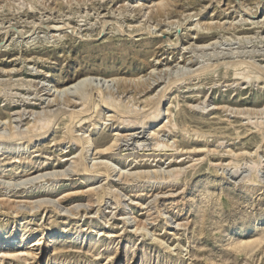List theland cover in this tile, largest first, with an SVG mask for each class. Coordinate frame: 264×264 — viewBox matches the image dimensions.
<instances>
[{"label": "rangeland", "instance_id": "rangeland-1", "mask_svg": "<svg viewBox=\"0 0 264 264\" xmlns=\"http://www.w3.org/2000/svg\"><path fill=\"white\" fill-rule=\"evenodd\" d=\"M164 4L163 11L144 16L132 10L130 0H0V133L17 132L24 138L21 135L30 131L39 113L63 108L54 132L36 147L26 149L10 139L0 146V200L7 202L0 204V224L27 227V240L20 245L30 252L28 260L20 262L2 258L1 252L0 264H142L145 256L146 264H264V243L250 254L231 248L237 240L264 235V188L234 185L245 183L257 166L264 182V139L250 129L264 121V82L247 89L232 71L223 78L225 62L250 59L264 69V56H259L264 55V28L241 34L233 30L237 25L264 24V0H164ZM207 25L223 29L215 28L205 45L194 30ZM218 62L222 66L217 72L196 75ZM184 72L186 78L174 82ZM87 73L114 76L128 84L121 92L117 80L93 78L103 91L86 88L81 94L80 99L90 95V110L69 132V114L85 110L86 98L73 96L78 103L66 105L63 94L62 104H52L54 97L46 87L68 84ZM106 88L115 94H107ZM105 97L119 99L123 108L106 106ZM214 97L221 105L236 100L251 106L257 101L261 108L241 114L233 106L213 110ZM22 99L36 103L37 110L23 106L21 114H12L10 103L22 106ZM192 103L195 109L189 108ZM155 106H160V122L167 127L149 135L144 124ZM206 108L209 112L202 115ZM128 111L142 119L139 128L127 129L135 118ZM95 119L108 125L103 131L106 138L92 135L93 147L85 152L77 139L92 129ZM198 127L204 135L192 134ZM156 144L162 151L154 150ZM107 163L116 171L93 172ZM237 163L244 172L238 179L231 177ZM82 164L88 172L71 171ZM29 167L44 168L37 175H46L22 177ZM63 172L68 176H58ZM177 175L179 181H170ZM51 188L52 195L39 198L49 205L31 209L29 191ZM93 188L113 192L102 198L89 196ZM67 193L78 195L62 199ZM117 193L124 197L126 210ZM22 199L30 201L18 202ZM55 223L61 230L47 236L46 228ZM36 239L41 245L32 246Z\"/></svg>", "mask_w": 264, "mask_h": 264}, {"label": "bare ground", "instance_id": "bare-ground-1", "mask_svg": "<svg viewBox=\"0 0 264 264\" xmlns=\"http://www.w3.org/2000/svg\"><path fill=\"white\" fill-rule=\"evenodd\" d=\"M166 3V2H165ZM168 5V4H167ZM131 8H132V10L133 11H136V12H139V13H143V15L144 16H146L147 15V13H150V14H153V13H159V12H161V11H163L162 9H164L166 6H165V4H164V0H130V5H129ZM165 6V7H164ZM166 20V19H165ZM262 23V22H261ZM235 24H236V22H235ZM209 25V24H208ZM206 26L205 28H203V26L202 27H200V28H196L195 30H194V32L196 33V34H198V36H197V39L200 41V42H202L203 44H205V45H207L206 44V42H207V39H211V36L213 35V34H215V31H213L215 28L216 29H219V28H221V25H219V26H217V27H215V26ZM247 25H250V26H248V27H246L245 25H241V26H235V25H230V26H235L234 27V31L235 32H237L238 34H241V33H249V32H252V31H254V30H256V29H260V28H264V24H262L261 26H260V24L259 23H252V24H247ZM105 27V26H104ZM224 28H225V30H226V27L224 26ZM222 29L223 28H221V31H222ZM228 30L230 29V28H227ZM124 31V30H123ZM149 32V31H148ZM178 35V34H177ZM191 36V35H190ZM213 39V38H212ZM147 46V45H146ZM210 46V45H209ZM50 47V46H49ZM199 47V46H198ZM205 47V46H204ZM207 47V46H206ZM202 48V47H201ZM255 51V50H254ZM189 52V51H188ZM258 52V51H257ZM225 53V52H224ZM256 56V55H255ZM259 56H264V55H259ZM193 57V56H192ZM193 59V58H192ZM253 60V59H252ZM185 61V60H184ZM183 61V62H184ZM200 62V61H199ZM223 62V61H222ZM175 63H176V65L177 64H179V61L177 60V61H175ZM228 64V63H227ZM226 64V62H225V66L223 67V70H224V75H223V78L228 74V72L229 71H232L231 72V76L232 77H234V79H236V80H241V81H243V85L245 86V85H248V87H247V89H249L250 87H252V86H254V84L256 83V82H259V81H261L260 83H263L264 82V69L263 68H258V67H256L255 65H253L252 63H251V61H250V59L248 60V59H243V60H235V61H233L232 63H230V64H228L227 65ZM255 64V63H254ZM152 66L154 67V66H156V64L153 62V64H152ZM222 66V63H220L219 64V62H218V64L216 63V65L214 64V66H209V67H202V69L201 70H199V72H197V76H208V75H210L211 74V72L213 73V72H217V69L219 68V67H221ZM260 66V65H259ZM262 66V65H261ZM185 67H187V66H185ZM184 68V67H183ZM155 69H157V68H155ZM155 69H153L152 70V72L153 71H155ZM180 69V68H179ZM185 69V68H184ZM169 70V69H168ZM254 70H257L256 72L254 71ZM2 71V70H1ZM6 71V70H5ZM163 71V70H162ZM176 71V70H175ZM254 71V72H253ZM9 72V71H8ZM10 72H12V70L10 71ZM151 72V73H152ZM156 73V72H155ZM30 74H32L31 73V71H30ZM160 74V73H159ZM176 74V73H175ZM155 75V74H154ZM180 75H182L181 77L179 76V74H178V76L180 77V78H176V80L174 81V82H179V81H181V80H183L184 79V77L187 75L186 74V72H184V73H182V74H180ZM95 80H99V78L101 79V82H102V79H104L103 81H107V82H111V81H114V80H117V82L119 83V87H120V89H121V92H123V90L122 89H125L126 87H127V84H128V81H126V80H122V79H119V78H117V77H114V76H108V75H104V74H102V73H87V74H85V75H83V76H79V77H77V78H75L74 80H72L73 82H70V83H68V84H64V85H62V86H58L56 83H54L53 85H51V86H47L46 88V90L48 91V95H50V96H53L54 98H52V101H53V103L52 104H54V103H57L56 105H59V104H62V96L61 95H63V96H65V99H64V103H66V105H68V104H71V105H76L78 102L77 101H74V99H73V96H77V98H79L80 99V96H82L81 94H84L86 91L85 90H88V89H86V88H92L93 90L95 89L97 92H102L103 91V88L101 87V86H99V85H95L96 83H93V81H94V79ZM186 78V77H185ZM57 78H55L54 80H56ZM93 80V81H92ZM128 80V79H127ZM133 80H137V79H133ZM96 82V81H95ZM134 82V81H133ZM173 82V83H174ZM98 83V82H97ZM134 84V83H133ZM175 84V83H174ZM107 85V84H106ZM170 85H172V84H170ZM105 86V85H104ZM103 86V87H104ZM136 87V86H135ZM84 88V89H83ZM168 89H170V86H167L166 87V89H165V91H163L164 92V94H162V96H163V99L161 100V103L163 102V100L167 97V94L165 93ZM242 88H237V89H235V90H241ZM91 90V89H90ZM106 90H108L107 88H106ZM54 91V92H53ZM85 91V92H84ZM109 92H107V94H112V95H114L115 93L114 92H112V90L110 91V90H108ZM66 94V95H65ZM88 96V95H87ZM89 97H90V95L88 96V97H86L85 96V98H86V100H85V102L83 103L85 106H86V109L85 110H82L81 112L79 111V112H72V113H70L69 114V119H68V122H69V125H67L68 123L66 122V128L68 129V131L69 132H73L74 131V129L76 128V125H78V124H80V123H82V121H83V118H82V114L84 113V112H88L89 110H90V101H89ZM110 97H112V96H110ZM83 98H84V95H83ZM82 98V99H83ZM84 98V99H85ZM82 99H80V100H82ZM117 99V98H116ZM42 100V99H41ZM62 100V101H61ZM104 100V103H105V105L106 106H108V107H114V108H116L117 110H120L121 108H123V102L121 103V102H119L118 100L117 101H114V99L111 101V100H109L108 98H104L103 99ZM189 100H191L190 98H189ZM49 101V100H48ZM51 101V102H52ZM89 101V102H88ZM125 101V100H124ZM227 101V100H226ZM225 101V102H226ZM174 102V101H173ZM227 102H229V103H225V105H221L220 104V101H216V99H215V97H214V100L212 101V106L213 105H215V107L213 108V110H215V109H217V110H219V109H230V107L231 106H233V107H237L236 108V110H237V113L238 112H240V114L243 112V111H245V112H247V113H250V111H251V113H253L252 111H254V112H256V111H259V109L258 110H256L257 108H259L260 107V103L259 102H257V101H251L250 102V104H251V106H246V104H243L241 101H227ZM21 103H22V106L21 105H14V100L10 103V106H12L13 105V107L11 108V112H12V114L13 113H20L21 114V111H23V110H25V109H23L24 107L23 106H25V108L26 107H28V106H30V108H38V107H36V103H30V105H29V103H27V100H25V99H22L21 100ZM48 103V102H47ZM199 103H204V102H202V100H201V102H199ZM207 103V102H206ZM35 104V105H34ZM49 105L51 104L50 102L48 103ZM193 104L194 103H192L190 106H189V108H191V109H195L196 108V106L194 107L193 106ZM249 104V103H248ZM70 106V105H69ZM42 107V106H41ZM156 108H154V110L146 117V119H147V122L144 124V126H145V132L144 133H146V131H148V133H149V135H157L159 132H161L165 127H167L166 126V124L165 125H163L162 126V124H161V122H160V115H161V112H160V110H159V107L160 106H155ZM178 107V106H177ZM261 108V107H260ZM41 109V108H40ZM43 109H46V107L45 108H43ZM49 109V108H48ZM65 109V108H64ZM101 107L98 105V106H95V110H96V114H98V116L99 115H101ZM174 109V108H173ZM209 109V108H208ZM235 109V108H234ZM32 110V109H31ZM34 110H37V109H34ZM50 110V109H49ZM49 110H48V113H45L44 115H42L41 113H39V116L37 117V119H38V121L36 120V123H38V124H36V123H34L32 126H31V128H30V131L29 132H25V135L24 136H22L21 135V137H24V138H20V133L18 134L17 132H13V134H11V135H7V134H3V133H0V146H3V145H5V144H7L8 143V141H10V143H13V141H15V142H17V143H19V144H16V145H22L21 147H23V148H26V149H28L29 147H36V143L37 142H39V141H41V140H43V139H45V138H47L48 136H50V133H52V132H54V130H55V125L57 124V123H55V119H56V116H57V114L59 113V112H62L63 111V108H59L58 109V107H57V112H55V113H53V112H51V110L53 111V109H51L50 110V112H49ZM54 110H56L55 108H54ZM152 110V109H151ZM207 108L205 109V110H201L200 112L202 113V115H205V113H208L207 111ZM233 110V109H232ZM196 111V110H195ZM198 111V110H197ZM234 111V110H233ZM31 112V111H30ZM34 112V111H33ZM35 112H39V111H35ZM44 112H47L46 110H44ZM124 112V111H123ZM125 112H127V111H125ZM129 112V111H128ZM174 112V111H173ZM244 112V113H245ZM120 113V112H119ZM135 114V118L133 119L132 118V120L131 121H129L128 122V124H126V127H127V129H130V130H132V129H136V128H139V125L142 123V119H140L139 118V116H138V114H137V112H129L128 114ZM139 113V112H138ZM261 113H262V111H261ZM260 113V114H261ZM60 114V113H59ZM127 114V113H126ZM239 114V115H240ZM25 115V114H24ZM38 115V114H37ZM46 115V116H45ZM178 115V114H177ZM146 116V115H145ZM171 116H174V114L173 115H171ZM47 117V120L44 122V123H42V121L45 119ZM97 117V116H96ZM183 118H185L186 119V116L184 115V116H182ZM23 118V117H22ZM81 118V119H80ZM99 118V117H98ZM144 118V117H143ZM77 119H80V120H78L77 121ZM172 120H173V118L171 119V120H169L167 123L169 124V123H171L172 122ZM104 125H105V128H107L108 127V125L104 122V123H102V121L100 120V121H97L96 119L94 120V123H92V129L91 130H87V131H85V132H83L82 134H81V136H79V138L77 139V145H79L80 147H82L84 150H85V152L87 151H89L92 147H93V138H92V135H97L98 136V140H104L106 137H105V134L103 133V131H104ZM174 125V124H173ZM36 128H38V129H40L38 132L35 130ZM250 129H255L257 132H258V134L259 135H261V138L262 139H264V121H262L260 124H255V125H250ZM165 130V129H164ZM163 130V131H164ZM34 131H36L37 133H35V135H34ZM241 131V130H240ZM23 132V131H22ZM187 132V131H186ZM204 131H203V129H201L200 127H198V128H196L195 130H194V133H192L193 135H204ZM18 134V135H17ZM21 134H24V133H21ZM236 135H242V133H237ZM34 137H37L35 140H34ZM74 137V136H73ZM153 137V136H152ZM199 137H202V136H199ZM206 137V136H205ZM194 138V137H193ZM10 139V140H9ZM200 139V138H199ZM234 139V138H233ZM13 140V141H12ZM74 140H75V138H74ZM27 143H30L29 145H26ZM115 144V143H114ZM162 144H163V142H162ZM208 144V143H207ZM9 146V145H8ZM164 146V145H163ZM166 146V145H165ZM12 147H13V145H12ZM162 145H160V144H156L155 145V151H158V150H160V151H162ZM173 147V146H172ZM5 149V148H4ZM10 149V148H9ZM252 155V154H251ZM234 156V155H233ZM79 157H81V159L83 160V155L82 154H80V156ZM85 158V157H84ZM15 160V159H14ZM84 161V160H83ZM17 162H19V161H17ZM12 163V162H11ZM230 164V163H229ZM262 165V164H261ZM102 166V165H101ZM78 167V166H77ZM99 167V166H98ZM97 167V168H98ZM196 167V166H195ZM229 167V166H228ZM257 168H258V166L256 167V169L254 170V171H252L253 172V174H252V176H250L246 181H245V183H243V184H234L235 185V188L236 189H243V188H245V189H251V188H253V189H257V190H261V189H263L264 188V186L262 185L264 182L262 181V180H260V178H259V174H257ZM208 169H209V167H208ZM242 169V167H241V164H234V167L232 168V171H231V177L232 178H240V176L244 173H242L240 170ZM42 170H44V168H40V167H37V168H35V167H29V169L28 170H24V171H22L21 172V176L22 177H28V178H30L31 179V177L34 175L35 177H38V175L37 174H39L40 172H42ZM102 170H106L107 172H109V174H112L113 172H115L116 171V169H114V168H112L111 167V163H107V164H105L104 166H102L101 168H98V169H96V170H94L93 172L94 173H97V174H100L101 172H103ZM180 171V173H179V175H181V169H179ZM63 171H65V170H63ZM66 171H69V170H66ZM65 171V172H66ZM71 171H84V172H88V169L86 170V166L84 165V164H82L79 168H76V167H73V169H71ZM65 172H63V174L61 173H59V175L58 176H61V175H65ZM178 172V171H177ZM48 173V172H47ZM69 173V172H68ZM41 174V173H40ZM45 175H46V172L44 173ZM175 174V173H174ZM174 174H172L171 175V177L174 175ZM176 174H178V173H176ZM42 175V174H41ZM41 175H39L40 177H38V178H43L45 175H43L42 177H41ZM48 175V174H47ZM147 175V174H146ZM145 175V176H146ZM179 175H177V176H175L176 178H174V179H171L170 181H179L180 179H181V176H179ZM31 176V177H30ZM65 176H68V175H65ZM142 176V175H141ZM144 177V176H143ZM170 177V176H169ZM46 178V177H45ZM50 178V177H49ZM56 178V177H55ZM54 178V179H55ZM142 178V177H141ZM158 178V177H157ZM164 178V177H163ZM149 179V178H148ZM38 183V182H37ZM33 184H35V183H33ZM13 186V185H12ZM25 186V185H24ZM24 186L22 187V188H24ZM31 186V189H32V187H33V185H30ZM37 186V185H36ZM25 187H27V186H25ZM108 188V187H107ZM110 188V187H109ZM16 189H17V187H16ZM25 189V188H24ZM94 189V188H93ZM104 189V188H103ZM159 189V188H158ZM13 190V189H12ZM30 190V189H29ZM105 190V189H104ZM88 191V190H87ZM19 192V191H18ZM53 192H54V190H53V188H51V189H47V190H40V191H38V192H36L35 190H33V191H29V195H28V197L29 198H33V201L31 200H28V199H24L25 201L24 202H22L23 201V199L22 200H20V201H18V202H22V203H25V202H27V201H30L29 202V205H33V207L31 208V209H35V207L36 206H38V207H46V206H48L49 204L48 203H50L49 201H48V203L47 202H45V200L44 199H39V198H42L43 196H45V195H52L53 194ZM77 192V191H76ZM111 192H113L112 191V188L111 189H109L108 191L106 190L105 192L104 191H102V190H92L91 189V191H89L88 193H89V196H91V195H97V194H99L100 196H101V198L105 195V194H110ZM69 193V192H68ZM66 194L64 197H62V199L63 198H65V199H67V197L69 198V197H74L75 195H78V194H75V193H73V194ZM71 193V192H70ZM2 195H4V194H2ZM124 196H125V194H123ZM99 196V197H100ZM107 196V195H106ZM116 196V195H115ZM158 196V195H157ZM157 196H156V198H157ZM117 198H118V200L121 202V204L123 203V196H121V194L119 195L118 193H117V196H116ZM203 198V197H202ZM4 199V198H3ZM60 199V198H59ZM59 199H58V201H59ZM44 200V201H43ZM47 200H49V199H47ZM202 200V199H201ZM203 200H204V198H203ZM202 200V201H203ZM56 201V200H55ZM125 201V200H124ZM129 201V200H128ZM195 203H197V202H199L200 201V199H194L193 200ZM7 202L6 201H1L0 200V204L1 205H5ZM14 203V202H13ZM28 203V202H27ZM36 203V205H34ZM51 203H53V202H51ZM56 203V202H55ZM55 203H54V206H55ZM10 204H12V203H10ZM59 205V204H58ZM152 205V204H151ZM14 206H16V205H14ZM120 206V205H119ZM121 208L122 209H124L125 208V210H126V206H125V204L123 203L122 205H121ZM17 209V208H16ZM15 209V210H16ZM75 209V208H74ZM21 210V209H20ZM126 214H129V212H127ZM140 222V221H139ZM136 224V223H135ZM7 225V224H6ZM18 225H21V224H18L17 223V227H19ZM24 225V224H23ZM22 225V226H23ZM140 226V225H139ZM26 227V226H25ZM61 228H62V226L61 225H59V224H57V223H55V224H53L52 226H48L47 228H46V230H47V236L50 234V233H56V232H59L60 230H61ZM140 227H138V229H139ZM138 229H136L137 231H138ZM63 230H64V228H63ZM67 230V229H66ZM91 231H88V232H92L93 230L92 229H90ZM141 230V229H140ZM94 232V231H93ZM147 232V231H146ZM57 234V233H56ZM96 234L98 235V234H101L100 233V231H96ZM28 235V230H27V227L26 228H23V229H19V228H17V229H14V228H12V226H10V227H8V226H5V225H3V224H0V253L2 252L3 254H2V258L3 257H6V256H9V257H11V258H13V259H15V260H17V261H27L28 260V258H26V255H28V254H30V252L28 251V248L26 249V250H24L23 248H22V246L20 245V244H22L23 242H25L26 240H27V236ZM105 235V234H104ZM145 235H147V233H143V234H141V236L143 237V236H145ZM101 237V236H100ZM95 240H96V237H95ZM99 240H100V238H99ZM33 245L32 246H39V245H41V239H36V240H34V241H32L31 242ZM264 243V235L263 236H261V237H259V238H257V239H254V240H249V241H243V240H237L236 242H233L232 244H231V248L233 249V250H235V251H237V252H245L246 254H250V253H252V252H254L256 249H258L262 244ZM43 244V243H42ZM31 246V247H32ZM31 247H29V248H31ZM60 258V257H59ZM143 262H142V264H146V262L148 261V257L147 256H145L143 259ZM56 263L55 264H65L64 262H61V261H55ZM210 264V263H209Z\"/></svg>", "mask_w": 264, "mask_h": 264}]
</instances>
